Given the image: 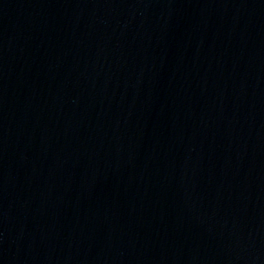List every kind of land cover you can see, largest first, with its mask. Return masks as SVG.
Listing matches in <instances>:
<instances>
[{
	"label": "water",
	"instance_id": "obj_1",
	"mask_svg": "<svg viewBox=\"0 0 264 264\" xmlns=\"http://www.w3.org/2000/svg\"><path fill=\"white\" fill-rule=\"evenodd\" d=\"M0 264H264V0H0Z\"/></svg>",
	"mask_w": 264,
	"mask_h": 264
}]
</instances>
